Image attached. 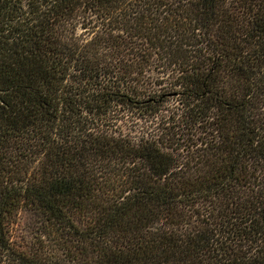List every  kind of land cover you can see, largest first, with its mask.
Instances as JSON below:
<instances>
[{
    "label": "trees",
    "instance_id": "obj_1",
    "mask_svg": "<svg viewBox=\"0 0 264 264\" xmlns=\"http://www.w3.org/2000/svg\"><path fill=\"white\" fill-rule=\"evenodd\" d=\"M0 264H264V0H0Z\"/></svg>",
    "mask_w": 264,
    "mask_h": 264
}]
</instances>
